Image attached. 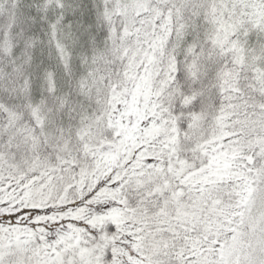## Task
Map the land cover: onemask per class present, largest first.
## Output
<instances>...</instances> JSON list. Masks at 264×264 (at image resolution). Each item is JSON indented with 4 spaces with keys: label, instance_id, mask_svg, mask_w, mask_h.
Returning a JSON list of instances; mask_svg holds the SVG:
<instances>
[{
    "label": "snow or ice",
    "instance_id": "1",
    "mask_svg": "<svg viewBox=\"0 0 264 264\" xmlns=\"http://www.w3.org/2000/svg\"><path fill=\"white\" fill-rule=\"evenodd\" d=\"M0 264H264V0H0Z\"/></svg>",
    "mask_w": 264,
    "mask_h": 264
}]
</instances>
